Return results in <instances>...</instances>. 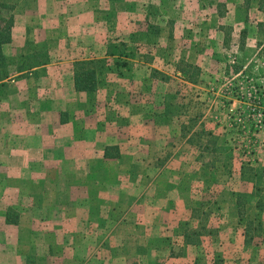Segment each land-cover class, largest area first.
<instances>
[{
  "label": "crops",
  "instance_id": "0c3cea01",
  "mask_svg": "<svg viewBox=\"0 0 264 264\" xmlns=\"http://www.w3.org/2000/svg\"><path fill=\"white\" fill-rule=\"evenodd\" d=\"M117 1L95 0L92 3L99 5L93 7L85 0H0L14 5L13 38L4 47L7 63L22 69L0 81L4 91L3 96L0 93V264H28V253H37L45 245L51 252L63 254H55L57 264L64 258L68 264L75 260L78 264H109V258L114 261V257L132 260L131 264L141 259L140 264H147L142 262L144 255L151 260L162 258L163 264H250L252 258L246 254L250 250L252 254L256 242L261 245L254 254H258V264L264 263L259 257L264 252V235L246 244L244 227L236 217L237 192L251 193L253 187L239 191L229 187L226 195L234 202H222L224 208L217 213L228 208L226 214H233L234 221L228 219L218 226L208 223L210 229L197 235L200 242L185 243L179 220L187 214L188 203L196 206L197 190L193 185L192 191L185 193L191 194L190 198L181 200L184 182L190 178L183 169L202 167V154L197 158L181 149L183 158L174 151L163 161L148 154L140 160L126 150L125 143H146L143 133L137 131L154 129L162 143H175L168 131L182 132V124L188 122L184 110L171 116H165L162 107L148 109L147 114L144 108L138 113L128 109L124 114L119 105H105L108 98L116 101V90L100 86L93 93L76 90L74 74L80 60L62 54L76 53L89 60L88 53L101 44L95 39L98 35L99 40L104 36V52L98 57L106 56L111 40L105 34L91 33L83 17L91 11L100 13L106 4ZM141 2L145 3L131 0L135 8L143 6ZM137 15L138 20L145 19L143 11ZM75 23L78 31L72 30ZM125 30L120 26L117 35ZM158 44L147 46L155 52L167 50ZM40 53L47 55L42 59ZM28 59L32 63H27ZM29 65L32 67L26 68ZM154 65L139 61L135 67L151 72ZM115 80L121 82V78ZM182 81L196 88L202 85ZM130 96L138 103L144 101L140 91ZM201 116L199 124L204 121ZM160 131L166 134L159 137ZM186 142L188 138H183L181 143L200 152L195 144ZM146 146L150 147L149 143ZM107 147L119 156L107 157ZM176 160L181 166L175 167ZM144 163L147 170L139 172L137 167ZM219 174L198 178L220 180L224 175ZM237 175L250 185L242 179V172ZM223 231L228 233L226 239ZM207 242L211 248L204 247ZM142 244L147 247L143 253Z\"/></svg>",
  "mask_w": 264,
  "mask_h": 264
},
{
  "label": "rangeland",
  "instance_id": "374dc122",
  "mask_svg": "<svg viewBox=\"0 0 264 264\" xmlns=\"http://www.w3.org/2000/svg\"><path fill=\"white\" fill-rule=\"evenodd\" d=\"M85 1L91 4L95 0ZM142 1L145 2H141L143 6L135 5V8L131 0H119L116 4L114 2L110 5L106 4L100 13L92 11L85 13L83 22L88 24L91 33L105 34L111 41H119L121 38L138 54L137 58L133 60V69L128 70L123 76L118 75L112 68L100 70L99 86L109 91H117L116 101L108 98V103L105 105L109 107L119 105L124 114L128 109L136 110L138 113L141 112L140 108H144L146 114L148 109H158L159 107L164 109L163 106L158 105V102L161 96H168L172 99L169 101L170 104L176 103L180 106L179 110L186 109L190 110L191 114L204 116L203 122L206 124V130H211L214 137H212L208 150L203 152L202 156H199L201 152L195 150L194 147L181 143L184 138L182 132L172 134L171 128L168 133H171V137L176 138H173L175 143L173 141L162 143L164 140L158 138L157 133L152 129V131H137L142 132L146 139L145 144L144 141H141L144 144L142 147H137L142 144L141 142L137 145L134 142H128L125 143V147L126 150L133 151V157L140 160L148 154L151 155L149 158L158 157L163 161L170 157L174 151L178 153L176 155L183 158L181 149H184L186 153L190 151L191 156L197 155V158L199 156V159L203 161L202 167L196 170L189 165L190 167L183 169L190 173V178L184 182L185 192L182 194L181 200L185 201L190 198L191 194L185 193L188 189L191 192L193 185H196L194 189L197 190V196H195L197 199L196 206H193V202L188 203L187 214L179 220V223L182 224L181 229L186 223H190V229L202 228L203 231H208L210 229V226L206 225L208 223L218 226L227 223L228 219L234 221L233 214H226L228 208H225L223 213H217L219 208H224L221 205L222 202L230 203L233 200V197L226 195L229 187L238 191L247 187H253L252 190L257 188L262 191L264 205V146L259 147L264 143V0ZM91 5L95 7L99 3L95 2ZM81 7H85V5ZM129 7L134 11L132 21L130 20ZM136 9L141 12L135 11ZM142 11L145 19L138 20L137 14L141 15ZM7 14H9L8 9L0 8V15ZM134 20L135 25L131 27L130 22ZM76 23L73 24L75 26L72 27L73 31H78L79 27ZM122 25L126 28V33L117 35ZM99 37L97 35L95 39L101 44L97 46L95 52L88 53L89 59L105 57H98L104 52V49L102 51L104 36H101V40ZM156 43H159L160 47L164 45L167 50L155 52L147 46ZM43 44L46 42L40 45ZM98 51H102V53ZM40 54H44L41 56L42 59L47 55V53ZM62 55L70 58L75 57L80 61L86 58L76 53ZM62 55L60 54L59 57ZM139 61L155 64L151 67L159 71V74L154 78L151 72L145 68L136 69L135 64H138ZM28 62L32 63L29 59ZM194 63L201 67L205 82L202 84L203 86L196 88L190 84L191 88H187L182 81L183 74L180 67ZM19 68V66L17 69L10 67V64L3 67L10 73H15ZM164 76H168L170 79L166 80ZM115 77L121 78V82H116L118 80H115ZM130 80L134 82L130 84ZM114 84L117 85L116 88ZM177 90L179 92H176ZM136 91H140V95L144 99V101H139L140 104L134 99L135 97L130 96ZM0 93L2 96L4 95L2 85H0ZM188 102L190 103L188 104ZM100 107L103 108V106ZM135 118L134 121H136ZM172 131L174 132V130ZM165 134L160 131L159 137L161 135L163 137ZM147 143L150 147L146 146ZM218 146H221L222 149L216 150ZM174 165L175 167L181 166L180 161L176 160ZM127 167L130 166L127 165ZM137 168L139 172L146 171V163ZM243 169L247 175L254 173L253 179L247 181L250 183L248 186L247 183H243L241 178L239 180L237 175ZM219 173L224 175L220 180L198 178L199 175L204 176L205 174L214 177ZM191 179H196V182ZM236 217H238L237 214ZM262 219L264 221V211ZM197 221L198 223L201 221L200 227ZM261 232L264 235V226ZM222 235L223 239L228 237L226 231H223ZM258 236H255L254 239ZM220 237L221 235H219ZM94 244L95 241L91 246L95 248ZM260 245L259 242H256L252 254L251 250L247 252L246 258H252L250 264H258V254H254V252L258 253L259 248L257 247ZM211 246L207 242L204 247L208 249ZM140 249L142 253L147 251V247L143 244ZM178 249L177 246L176 250H173L174 253ZM38 250L37 253L34 251L28 253L30 256L26 259L28 264H57L59 259L55 258V254L57 255L59 251L51 252L46 245ZM60 250L62 249L60 248ZM62 255L58 254L57 256ZM144 256L143 263L158 264L164 261L162 258L156 261L151 260L148 255ZM259 257L264 258V252ZM95 258H92L90 263L96 260ZM239 259L243 260L242 257ZM140 260H134V262L140 264ZM108 262L109 264H131L132 260L121 261L119 257H114V261L109 258ZM68 263L65 258L58 262V264ZM78 263L79 261L75 260V264ZM171 263H173L172 260Z\"/></svg>",
  "mask_w": 264,
  "mask_h": 264
},
{
  "label": "trees",
  "instance_id": "16d2710c",
  "mask_svg": "<svg viewBox=\"0 0 264 264\" xmlns=\"http://www.w3.org/2000/svg\"><path fill=\"white\" fill-rule=\"evenodd\" d=\"M0 8L8 9L9 14L0 15V81L5 80L12 73L3 69V67L7 66V57L4 51V47L6 44L12 42V31L15 23L14 16V5L11 3L0 2ZM135 50V49H134ZM133 50L129 44L124 41H109L107 46L106 56L101 59H89L79 61L74 74V82L75 88L77 91H85L88 93H93L98 90L100 84V70L104 68H112L118 75L123 76L128 70L132 69L133 60L137 58L138 54ZM41 55V54H40ZM46 61H39L38 63L43 64ZM32 66H28L26 68H31ZM22 70V69H19ZM180 71H182L183 79L193 84H203L204 79L202 77V69L201 67L194 63L188 64L185 67H180ZM159 74V71L153 69L151 71V75L156 77ZM166 80L170 79L168 76H164ZM184 86L187 88L189 84L184 83ZM170 100H172L168 96H161L160 101L158 102L159 106H163V114L165 116H171L175 113L179 112L180 106L174 104H170ZM190 102H188L189 104ZM185 108L187 106L185 105ZM188 116V122L182 124V135L184 138H188V141L192 144H195L199 150L200 154H204L206 150L209 148V144H211L212 137H214L213 132L207 131L206 124L201 122L199 124V115L190 114V110H184ZM214 144V143H213ZM217 149H222L221 146H218ZM105 155L107 157L119 156V152L115 153L112 151L111 147L106 148ZM213 165V164H212ZM254 174V173H253ZM253 174L250 173L247 175L245 169L242 171V179L250 181L253 179ZM252 175V176H251ZM252 177V178H251ZM255 188V187H254ZM236 209L237 215L240 221V224L244 227L245 232V242L246 244H250L255 236L263 235L261 229H263V219L262 213L264 211V205L262 201V191L255 188L251 193H242L237 192L236 195ZM202 228L199 229H190V225L186 223L183 229H181V233L184 236L185 243L197 244L200 242L198 233H206L207 231H202ZM174 253V251H172ZM160 260V259H158ZM157 261V260H156ZM158 264H163L161 263Z\"/></svg>",
  "mask_w": 264,
  "mask_h": 264
}]
</instances>
